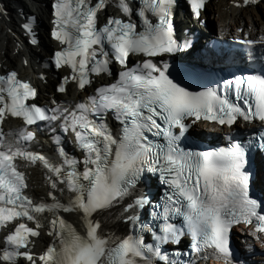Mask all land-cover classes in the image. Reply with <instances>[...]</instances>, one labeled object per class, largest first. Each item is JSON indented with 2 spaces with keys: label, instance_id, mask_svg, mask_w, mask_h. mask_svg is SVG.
Here are the masks:
<instances>
[{
  "label": "snow or ice",
  "instance_id": "1",
  "mask_svg": "<svg viewBox=\"0 0 264 264\" xmlns=\"http://www.w3.org/2000/svg\"><path fill=\"white\" fill-rule=\"evenodd\" d=\"M113 2L51 0L50 35L61 46L51 63L56 70H70L59 78L55 93L67 94L72 83L85 90L93 77L112 76L111 66L119 65L115 82L97 88L86 102L30 103L39 95L36 87L14 70L0 74V264H19L21 259L27 264H153V257L179 264L162 255L161 246L178 245L185 236L191 237L192 251L211 250L210 255L231 264L234 226H250V234L264 242V199L250 195L247 167L250 150L264 149V131L246 141L230 138L226 147L211 151L181 147L180 140L201 120L228 128L239 120L264 126V71L233 75L192 91L173 77L169 62L155 59L191 47L176 36L177 0H115L122 17L108 16L98 26V13ZM206 2L188 0L198 21ZM261 3L242 0L243 6ZM22 27L33 32L30 23ZM31 43L38 46L35 38ZM237 43L251 49V56L257 46L264 47V35L252 39L243 33ZM131 55L146 59L129 67ZM109 115L120 125L118 135L109 128ZM8 117L24 126L5 132ZM41 123L54 134L59 163L30 150ZM69 134L82 159L65 151L62 138ZM18 161L25 167L39 163L46 170L48 201L32 197ZM149 173L158 174L165 189L162 198L149 199L140 192ZM157 199L162 203L153 205ZM147 207L153 208V220L145 225L141 214ZM115 208L134 231H105L104 214ZM61 213L77 215L84 234ZM45 226L55 240L37 257L31 238L39 237ZM147 234L152 243L146 242Z\"/></svg>",
  "mask_w": 264,
  "mask_h": 264
},
{
  "label": "bare ground",
  "instance_id": "2",
  "mask_svg": "<svg viewBox=\"0 0 264 264\" xmlns=\"http://www.w3.org/2000/svg\"><path fill=\"white\" fill-rule=\"evenodd\" d=\"M48 1L13 0V2L18 4L15 8L5 5L6 0H0V9L3 10V14H0V57L3 60L2 64L4 66L18 68L20 73L27 77H33L36 73L40 72L47 73L46 70L40 71L37 58L41 59L48 49L54 47V42L48 37V29L50 28ZM34 11L36 12V16L33 32L35 28L37 31L38 46L31 43L33 38L22 27L27 22L26 17ZM23 14H26V16L22 20L20 16ZM203 17L206 18V26L199 25L195 20H192L188 26H194L198 30H203L208 25H212L214 36L218 38L237 35V28H242L243 32H248L251 36L255 37L260 33L258 31V25L261 26L264 24V3H261L259 6L237 7L232 0H210L203 11ZM54 84V74L50 73L46 83L38 84L39 95L37 99H55L57 103L73 104L77 99L92 92V86L87 87L85 90L77 91L72 85H69L67 94L56 95L53 93ZM5 126L7 132L14 131L18 129L19 122L17 120H9ZM198 126L203 127L202 124ZM224 132L226 130H223ZM28 178L33 187L30 190L31 194L42 197L47 195L49 188L37 166L28 168ZM67 215L74 220L77 219V215L75 214ZM236 230L245 239V242L239 245L244 252L250 250L253 244L259 246L261 243V240L256 239L250 234L251 229L236 228ZM37 241L47 242L48 237L41 233ZM210 264L225 263L217 258L216 260H212ZM258 264H264V261Z\"/></svg>",
  "mask_w": 264,
  "mask_h": 264
},
{
  "label": "rangeland",
  "instance_id": "3",
  "mask_svg": "<svg viewBox=\"0 0 264 264\" xmlns=\"http://www.w3.org/2000/svg\"><path fill=\"white\" fill-rule=\"evenodd\" d=\"M6 5H8L10 7H15V8L18 6V4H16L15 2H13V0H6ZM31 13L33 14V13H36V12L34 11V12H31ZM24 16H25V14L21 15L20 16L21 19H23ZM210 26H212V25H210ZM211 28L213 29V27H211Z\"/></svg>",
  "mask_w": 264,
  "mask_h": 264
}]
</instances>
